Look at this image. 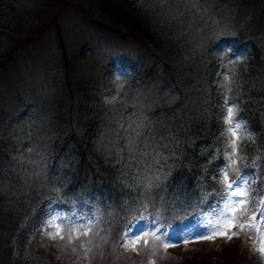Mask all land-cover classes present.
I'll return each mask as SVG.
<instances>
[{"label":"trees","instance_id":"16d2710c","mask_svg":"<svg viewBox=\"0 0 264 264\" xmlns=\"http://www.w3.org/2000/svg\"><path fill=\"white\" fill-rule=\"evenodd\" d=\"M130 1L96 4L145 44L78 7L76 23L88 35L62 13L64 28L21 49L40 25V0H0V264H55L39 240L44 217L55 212L90 227L92 237L97 231L96 248H104L99 234L116 222L108 209L140 199L149 183L173 216L186 220L193 208H210L231 151L218 86L224 73L233 80L229 102L238 103L234 120L250 133L230 179L263 160L264 0ZM117 44L115 66L104 69L102 50ZM16 48L20 72L6 65ZM160 85L164 91L154 96ZM133 140L150 147L129 166ZM112 237L110 244L120 241ZM225 253L195 264H241Z\"/></svg>","mask_w":264,"mask_h":264},{"label":"rangeland","instance_id":"374dc122","mask_svg":"<svg viewBox=\"0 0 264 264\" xmlns=\"http://www.w3.org/2000/svg\"><path fill=\"white\" fill-rule=\"evenodd\" d=\"M116 1L117 2H112L111 4L114 5L132 2L130 0ZM97 2L98 0H40V8H43L40 12V17L38 16V22L40 25L38 29L32 31L30 38L28 40L25 39L18 47L23 49L29 44L31 39L36 37L43 39L50 36L53 32L52 30H57L59 27L64 28V24L68 18H72L71 23L74 20L75 27L82 36H85V34L88 35V30L82 21L81 26L76 23L75 16H78V14H76V9L78 7H81L84 11V15H91L98 19L99 22L121 30L120 34L123 37L137 41L139 44H145L148 42L143 35L137 37L135 35L141 34L127 27L115 24L116 21L102 16L104 13L100 12V9H97ZM72 3H76L74 9L68 10L67 6ZM43 10H46V12ZM62 13H66L68 18H62ZM56 18L58 19L57 22ZM85 18L87 20H93L90 16H85ZM25 36L26 35H24V38ZM8 43V46H14L15 49V43L13 40L8 41ZM49 45L50 44L47 42L41 44L40 47ZM119 48H121V45L117 44L110 47L109 50L108 47L102 50V52L105 53L104 63L102 62L104 69L115 66L117 62L116 55L120 52L117 51ZM128 53L133 54L131 52ZM16 54L17 48L13 58L6 65L13 63L16 71L20 72L22 70L18 63L20 59H15ZM163 91L164 89L162 88V85H160L153 91V94L154 96H158ZM227 139H230V134H227ZM245 141L246 140L242 139L239 141L240 151L245 147ZM256 159L259 158L256 157L254 161L250 162L254 168V175L249 178L250 186L253 189L251 192L252 203L249 205V208L252 211H254L256 207H260V201L264 199V157H262V161H258ZM241 161L242 160L238 161L235 166L236 168L240 166L239 162ZM158 191L157 187L155 191L145 188L142 192L143 196L140 199L134 198V200L129 202L128 205L126 201L119 200L117 202L118 207H111L108 209V214L112 217V220L116 222H113V229L107 228L103 234H99L100 237L105 239V242L100 241L104 248H100L99 246L96 248L98 243L94 237L98 234L97 231H95L94 237H92L93 231H91L87 237L81 236L79 240H74L71 244L67 242V231L62 233L65 235L64 240H60L59 238L55 240L49 239L46 232H43L39 237L40 243L48 246V248L45 247L46 253L49 256L50 261H54L55 264H117L114 261H122L124 264H149V261L153 259L156 261V264H195L196 261H203V258L208 257L219 250L226 252L225 255L230 259L240 260L238 263L241 264H264V255L253 249L252 245L254 240L248 239L247 232L241 233L238 239L233 238L230 241L223 238H217L215 240L196 239L190 240L188 243H177L175 246L168 249H163L160 246L159 241H156L154 246L151 242V237H149L150 243L148 246H145L141 242L135 250L123 247L122 243L125 241L122 240V237L130 224L139 230V228L146 226V222L152 221L158 216L159 219L157 223L162 225L164 229H169L174 240H179L182 236L191 237L203 231L200 225L205 222L206 217L211 218L210 208H193V217H187L186 220L184 214L173 216L172 205L168 204V200H165L162 194ZM171 194L172 193H170V195ZM170 195L168 196L170 197ZM111 197L114 198V196ZM202 204L203 202L199 204L198 207L202 206ZM57 213L58 212H55L54 214ZM51 215L44 217L45 226L46 221ZM60 215L65 217L70 216V214ZM141 217L144 219L141 220ZM244 219H247V217H244ZM161 220L163 223H161ZM184 220L185 222L180 225V223ZM174 224L177 226H174ZM77 225L81 226L83 224L78 223ZM118 225L119 228L114 230ZM147 226L152 227L150 223H148ZM47 229L49 231H55L53 228ZM115 235L120 236V241L118 239L116 244H110L112 242V236ZM109 238L111 239L107 241ZM89 240L92 241L91 245L87 243ZM81 243H84L85 247L92 248V251L88 253L87 258L84 256L83 249L79 247ZM73 247L76 248V252L72 251ZM153 250H155V255H153ZM54 257H57V259ZM106 257L107 259L105 260Z\"/></svg>","mask_w":264,"mask_h":264},{"label":"snow or ice","instance_id":"6c2138e0","mask_svg":"<svg viewBox=\"0 0 264 264\" xmlns=\"http://www.w3.org/2000/svg\"><path fill=\"white\" fill-rule=\"evenodd\" d=\"M219 75V74H218ZM119 78V77H117ZM232 77L228 73L223 74V82L219 83L221 89V95L224 99L225 112L222 116L223 123L228 127L225 129V133L230 134V139L227 141L230 152L225 153V160L227 163L220 169V175L217 182L222 186V190L217 195L220 196L218 201H213L210 206V217L205 218V222L200 225L203 231L197 233L191 237H181L179 240H174L169 229H164L162 225L158 224L159 217L152 221L146 222V226L143 228H137L133 225H129L128 229L124 232L122 240V246L125 248L137 249L141 242L148 246L150 243L149 237L152 238V243L155 246V242L159 241L160 246L163 249H168L175 246L177 243H188L190 240H215L217 238H223L231 240L233 238H239L241 233H248V239L254 240L252 245L253 249L264 255V199L260 201V207H256L254 211L250 210L249 205L252 203L251 192L253 189L249 183L250 173H240L238 169L235 179H230L229 173L235 169L238 161L243 157L239 155V141L241 139L250 136V133L243 130V121L234 120V115L238 109V103L236 101L229 102L230 98L227 93L232 91L231 83ZM135 147H130L129 155L131 161H138L141 158L148 156V148L150 146H144L141 148L139 144H136L135 140L132 141ZM151 184L145 185L146 188H151ZM181 206L176 205L174 211L179 215ZM203 215V210H202ZM247 217V219H244ZM144 218L141 217V220ZM150 223L152 227H148ZM47 228H53L55 231H46ZM67 230V242L71 244L74 240H79L81 236L87 237L91 232V228L86 225L78 226L72 221L70 217H65L59 213L53 214L46 221L45 228L42 231L46 232L49 239L60 240L65 239V235L62 233ZM89 245L92 241H87ZM84 251V256L87 258L88 253L92 251L91 247H85L84 243L79 245ZM73 252H76V248H72ZM155 255V250H153ZM149 264H156V261L150 260Z\"/></svg>","mask_w":264,"mask_h":264}]
</instances>
